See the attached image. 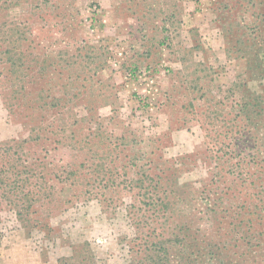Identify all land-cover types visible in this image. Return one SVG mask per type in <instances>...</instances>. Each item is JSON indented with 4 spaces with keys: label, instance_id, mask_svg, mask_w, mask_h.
I'll return each mask as SVG.
<instances>
[{
    "label": "rangeland",
    "instance_id": "rangeland-1",
    "mask_svg": "<svg viewBox=\"0 0 264 264\" xmlns=\"http://www.w3.org/2000/svg\"><path fill=\"white\" fill-rule=\"evenodd\" d=\"M9 160L0 264H264V0H0Z\"/></svg>",
    "mask_w": 264,
    "mask_h": 264
},
{
    "label": "trees",
    "instance_id": "trees-1",
    "mask_svg": "<svg viewBox=\"0 0 264 264\" xmlns=\"http://www.w3.org/2000/svg\"><path fill=\"white\" fill-rule=\"evenodd\" d=\"M16 167H17L16 164L11 162V160L7 161L4 164L0 163V189H2L3 191H7V192H4V193H8L7 195H4V197L10 200H11V197L14 196V194H10V193L13 192L15 193V195H19L20 193L21 194L23 193V196L19 198L20 200L15 199L13 202L17 204L15 205V207H18V205L21 206V208H18V209L15 208L16 212L18 213L17 214L18 217H23V216L29 217V213L31 211L30 209L31 204L26 202L27 201L26 199L21 200V198H27L30 195V193L25 194L24 192H21L20 189H23V186L21 185L19 189L18 186H15L16 181L12 180V176H9V172H11V170L13 171V169H15ZM12 174H19V173H12ZM162 248L163 246L161 244L156 245V247L153 249L150 248L148 252H150L151 262L148 263L147 259L146 260L144 259L145 264H162V256L157 255V254H152V253H157V250L162 249ZM71 257H74V256H71Z\"/></svg>",
    "mask_w": 264,
    "mask_h": 264
}]
</instances>
